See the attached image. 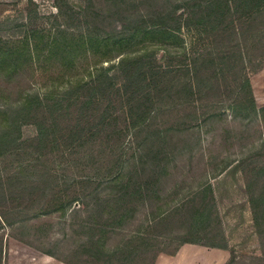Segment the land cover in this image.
I'll list each match as a JSON object with an SVG mask.
<instances>
[{
  "label": "rangeland",
  "instance_id": "374dc122",
  "mask_svg": "<svg viewBox=\"0 0 264 264\" xmlns=\"http://www.w3.org/2000/svg\"><path fill=\"white\" fill-rule=\"evenodd\" d=\"M194 1L0 0L2 264H105L103 229L108 246L150 232L153 249L144 264L156 253L172 255L178 247L195 244L183 240L229 250L227 264H264V148L259 140L264 128L232 116L228 104L236 95L228 91L186 99L150 81L146 91L139 89L131 98L122 87V73L108 81L100 70L102 61L105 68L115 65L124 48L96 46L97 53L87 54L82 43L91 31L127 24V17L138 20L143 15L148 22L157 15L184 17ZM249 32L264 41L257 34L264 33V26ZM208 33L212 38L207 43L206 33L182 26L181 41L148 37L126 51L134 52L132 68L141 59L150 67L176 70L178 64L189 63L184 53L207 49L219 57L235 54L234 34L222 41L218 31ZM53 42L62 46L53 50ZM259 62L249 64L248 74L262 108L264 64L256 69ZM181 70L183 77L188 75ZM114 73L116 68L109 75ZM36 95L52 104L44 120L38 119L45 108L34 101ZM146 95L149 99L140 102L139 96ZM136 100L147 104L143 113L150 116L139 125L138 109L128 118L129 102ZM37 122L50 128L53 144L33 141ZM162 160L169 163L160 165ZM153 170L162 176L155 188L162 200L141 201L134 193ZM207 184L211 188L202 194L199 188ZM129 186L133 198L120 202L116 216L107 219L111 213L102 197ZM176 205L179 211L162 226L148 228L160 206L166 210ZM129 211L131 217L121 223Z\"/></svg>",
  "mask_w": 264,
  "mask_h": 264
},
{
  "label": "trees",
  "instance_id": "16d2710c",
  "mask_svg": "<svg viewBox=\"0 0 264 264\" xmlns=\"http://www.w3.org/2000/svg\"><path fill=\"white\" fill-rule=\"evenodd\" d=\"M116 2L119 3L120 1ZM97 13L96 16L99 17L98 19L105 21V16H103L102 13ZM157 16L156 18L150 16V22H148L143 15H140L139 19L138 16H136L135 18L138 20L127 17V24L123 22L122 25L118 24L116 27H104L105 30L101 32L91 31L82 40V43L86 46L84 50L87 54H95L98 52V50H94L96 46L98 48L100 46H105L106 48L113 47L108 51L114 48H124L118 52L119 61L115 65L105 68L103 65L104 62L102 61L100 70L106 74V79L108 81L115 80V78L118 77L117 75L122 73L125 79L122 83V87L125 92H131V98H135L139 89L146 91L151 84L150 81H152L155 86L158 84L159 86L162 85V87H165L169 95L175 94L176 97L186 99L188 96L194 97L196 95H202L206 91L207 93L211 91H228L234 96L236 95L232 102H228V110L232 113V116L234 118L241 116L250 119L254 121V123H257L258 128L263 129L264 107L259 108L256 104L248 70L251 62L253 64L260 61L256 69H260L264 64V41L260 42L261 40H259L260 38H258V36L252 35L249 32V29L264 26V0H198L194 1L192 5L187 8V13L184 17H181V15L178 16L176 13H172L171 16H169V14ZM3 24L6 25V22L2 23L1 26H3ZM182 26L191 30L197 28L200 32L206 33L205 41H207V43L212 38V35L208 33V29L210 33L215 30L218 31V35H220L222 41L227 39L225 35L234 34L236 39L232 38L231 44L237 51L233 55L226 54L221 57L207 49L205 51H196L191 56L184 53L183 57L189 63L178 64L176 66L177 70L166 66H163L165 68L161 66L150 67L147 62L141 59L137 66L132 68V66L136 64L130 58H133V48H136V46L140 45L141 42L148 37L152 39L158 38L160 41L170 38L175 39L176 42L179 40L181 41L178 36V31L182 29ZM257 34L264 38L263 32H258ZM60 46L62 45L53 42L51 48L53 50H58ZM126 47H129V49L132 47V49L126 51ZM184 49H186V47ZM129 51H131V53ZM134 51L137 53L139 48ZM203 51L206 53H203ZM139 58L140 57L137 59ZM247 59L249 60L247 61ZM106 61L110 62L112 60ZM112 68L117 69V74L114 73L113 75H109ZM220 69L223 74H220ZM180 70L186 71L188 75L183 77L182 73L179 72ZM230 76L233 80L229 82ZM154 77L156 80H154ZM210 94L212 95V93ZM145 97V100L149 99L148 95L139 96V101L141 102ZM33 98L42 108H45V111L42 110L41 118H38L39 120H44L52 104H45L40 95H36ZM146 105L143 103L139 104L137 100L135 102H129L128 118L129 114L132 116V112L136 109L143 113L147 108ZM141 113H138L137 116L140 119H136L138 125L140 123H145L147 118L150 117L147 116V112ZM37 125H39L38 133L33 141L45 145L46 147L53 144L49 132L50 128L42 122H37ZM8 129L10 128L5 130ZM259 140L260 145L264 148V132ZM160 153L163 155L165 154L164 152ZM167 163L169 162H163V160L159 162V164L163 166H166ZM156 167L158 166L153 165V168ZM165 171H167V167ZM146 176L149 180H145L144 186H140V190L136 191L134 194H137L141 201H152L157 198L162 200L157 191L161 184L160 178L162 176L154 170L152 174H147ZM116 181L117 180L113 179L111 182L115 183ZM130 187L131 186L126 187L120 192H111L109 195L105 194L106 196L102 197V202L108 205V212L111 213L107 219L112 220L116 216L118 212L116 208L121 204L120 202L126 201L129 197L133 198L134 194L130 191ZM205 187L211 188L210 184H207L206 186H201L199 190H203ZM143 189L146 191V196L143 194ZM205 190L200 192L205 194ZM138 197H136V199L139 201ZM132 201H134V199ZM179 208V205L173 206L169 208L171 211L169 212V209L163 210L160 206V214L150 218L148 228L152 230L159 228L168 220L171 214L178 212ZM202 216L203 214L198 215L197 219ZM130 217V211L124 212L121 216V223ZM109 227L111 228L113 225ZM149 234L150 232H143L139 235H133L131 238L125 240L121 246H108L109 238L107 237V230L103 229L100 242L102 249L101 256L105 259V264H117L118 261L122 264H144L146 262V255L153 249L151 244L152 239L149 237ZM137 239H139V241L135 243ZM183 243L197 244V242H192L190 240H183ZM178 249L179 247L173 254H175ZM2 250H0V258ZM157 257L158 254H154L149 264H154ZM0 264H2L1 260Z\"/></svg>",
  "mask_w": 264,
  "mask_h": 264
},
{
  "label": "crops",
  "instance_id": "0c3cea01",
  "mask_svg": "<svg viewBox=\"0 0 264 264\" xmlns=\"http://www.w3.org/2000/svg\"><path fill=\"white\" fill-rule=\"evenodd\" d=\"M230 259L229 250L185 244L175 254L160 255L155 264H227Z\"/></svg>",
  "mask_w": 264,
  "mask_h": 264
}]
</instances>
